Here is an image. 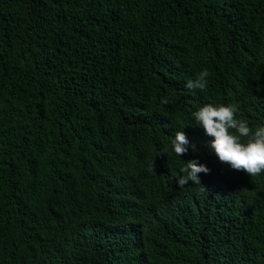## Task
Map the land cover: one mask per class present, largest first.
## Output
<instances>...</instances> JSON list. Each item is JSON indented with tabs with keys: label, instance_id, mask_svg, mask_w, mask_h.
<instances>
[{
	"label": "trees",
	"instance_id": "trees-1",
	"mask_svg": "<svg viewBox=\"0 0 264 264\" xmlns=\"http://www.w3.org/2000/svg\"><path fill=\"white\" fill-rule=\"evenodd\" d=\"M206 104L264 126V0H0V264H264V173Z\"/></svg>",
	"mask_w": 264,
	"mask_h": 264
},
{
	"label": "clouds",
	"instance_id": "clouds-1",
	"mask_svg": "<svg viewBox=\"0 0 264 264\" xmlns=\"http://www.w3.org/2000/svg\"><path fill=\"white\" fill-rule=\"evenodd\" d=\"M208 76V71L202 70L196 79L187 83L186 87L206 90ZM160 103L168 104L167 98L162 99ZM237 111L238 106L232 104L227 106L206 104L194 112L193 117L196 126L202 128L206 136L211 137L207 147L220 164L255 177L264 173V126H259L253 131L246 121L237 118ZM170 146L179 157L187 154L189 147L195 151V145H189L186 135L179 131L171 138ZM154 167L152 164L149 171L154 172ZM181 172L184 174L176 182L183 188L189 182L200 184L199 175L208 174L210 170L197 160H189L185 162Z\"/></svg>",
	"mask_w": 264,
	"mask_h": 264
}]
</instances>
